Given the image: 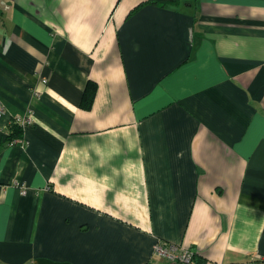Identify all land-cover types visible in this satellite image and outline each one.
<instances>
[{"label":"crops","instance_id":"1","mask_svg":"<svg viewBox=\"0 0 264 264\" xmlns=\"http://www.w3.org/2000/svg\"><path fill=\"white\" fill-rule=\"evenodd\" d=\"M151 1L0 0V264H264V0Z\"/></svg>","mask_w":264,"mask_h":264},{"label":"built area","instance_id":"2","mask_svg":"<svg viewBox=\"0 0 264 264\" xmlns=\"http://www.w3.org/2000/svg\"><path fill=\"white\" fill-rule=\"evenodd\" d=\"M17 120L20 121L24 127L27 123L31 122L30 119ZM7 128L6 132H8ZM12 143L25 146L26 140L23 137L13 140ZM22 192L26 193L27 191L24 189ZM152 258L157 261H163L164 264H195L196 256L194 251L184 245H179L162 238H157L153 246Z\"/></svg>","mask_w":264,"mask_h":264},{"label":"trees","instance_id":"3","mask_svg":"<svg viewBox=\"0 0 264 264\" xmlns=\"http://www.w3.org/2000/svg\"><path fill=\"white\" fill-rule=\"evenodd\" d=\"M158 1H166V0H153L151 3H156ZM170 1L172 4H176L179 2V0H167ZM97 92V84L94 82H89L84 94H83V100H82V107L85 109H90L93 105L94 98L96 96ZM7 131L9 132L8 137L11 141L19 138L24 137V126L17 120L12 119L11 123L9 124ZM204 261L197 258L195 259V264H203Z\"/></svg>","mask_w":264,"mask_h":264}]
</instances>
